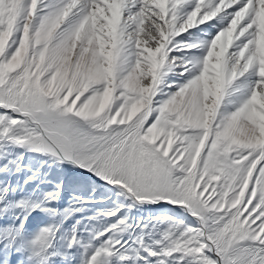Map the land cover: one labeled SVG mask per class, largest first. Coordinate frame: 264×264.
I'll use <instances>...</instances> for the list:
<instances>
[{"label": "snow or ice", "instance_id": "snow-or-ice-1", "mask_svg": "<svg viewBox=\"0 0 264 264\" xmlns=\"http://www.w3.org/2000/svg\"><path fill=\"white\" fill-rule=\"evenodd\" d=\"M0 264H264V0H0Z\"/></svg>", "mask_w": 264, "mask_h": 264}]
</instances>
